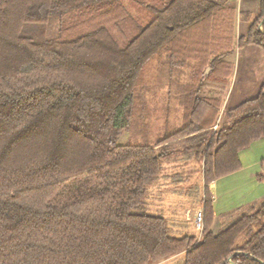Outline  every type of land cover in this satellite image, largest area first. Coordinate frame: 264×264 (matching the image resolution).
I'll return each instance as SVG.
<instances>
[{"label":"trees","instance_id":"16d2710c","mask_svg":"<svg viewBox=\"0 0 264 264\" xmlns=\"http://www.w3.org/2000/svg\"><path fill=\"white\" fill-rule=\"evenodd\" d=\"M237 14V0H0V264H264V197L212 230L210 184L264 137V72L223 109L228 56L264 53V0L238 39ZM151 101L182 121L146 142ZM183 140L202 162L200 237L149 206Z\"/></svg>","mask_w":264,"mask_h":264},{"label":"rangeland","instance_id":"374dc122","mask_svg":"<svg viewBox=\"0 0 264 264\" xmlns=\"http://www.w3.org/2000/svg\"><path fill=\"white\" fill-rule=\"evenodd\" d=\"M251 46L257 50V53H249L250 56H248L243 69L241 67L242 62L240 65L236 62L237 59L234 62V73L236 72L237 78H235L234 83L231 80L227 93L229 101L234 94H236L237 98H242L252 92L254 83L264 71V53L262 49L254 45ZM237 48L235 50L236 55L240 53L237 51ZM142 78L147 81L150 77L145 73ZM150 97L164 98L166 94L163 90L153 87L148 91V98ZM147 110L149 121L145 126L143 125L139 137L146 142H155L166 132L175 129L182 121V113H172L170 110H167L163 104H157L155 101L148 103ZM213 114V112H210L208 119H210V117H212L211 119H215L217 114ZM194 142L195 140H183L180 142L178 148H176L177 151L173 154L175 159L166 161L164 164L165 169L152 185L154 197L150 199V209L156 214L167 216L170 220L173 234H189L200 237L201 231L197 229L195 212L197 209L201 208V206L203 207L204 181L202 162L194 157L192 151L186 149V146ZM240 194L241 191L237 188L236 191L230 193L228 201L238 202V200H240ZM238 209L236 210L240 211ZM222 212L224 213L226 210ZM243 238V236L240 237V239ZM184 259L185 255L181 253L156 264H184Z\"/></svg>","mask_w":264,"mask_h":264},{"label":"crops","instance_id":"0c3cea01","mask_svg":"<svg viewBox=\"0 0 264 264\" xmlns=\"http://www.w3.org/2000/svg\"><path fill=\"white\" fill-rule=\"evenodd\" d=\"M259 2L260 0H237L238 14L236 21V39L246 35L248 32L249 19L244 17L243 13L255 12L258 8ZM237 51L241 54L239 53L236 55L235 52L236 56H233L232 53L227 59L233 63L237 59L236 62H238V65L242 62V69L245 67L248 56H250L249 53H257V50L251 45L237 48ZM235 78H237V75L236 72H233V83L235 82ZM234 95L236 96V94ZM228 97L229 96H227V98ZM227 98L224 108L228 106L233 97H231L230 101L229 98ZM239 154L241 166L235 171L213 180L210 184L215 209L212 230L215 233L219 230L221 217L224 213L249 205L264 197V137L254 140L248 147L242 149ZM237 188L241 191L240 200H238V202H229L228 196L232 191H236ZM152 197H154L153 192L149 198V206ZM224 210H226V212L223 213L222 211Z\"/></svg>","mask_w":264,"mask_h":264},{"label":"built area","instance_id":"2783aa9c","mask_svg":"<svg viewBox=\"0 0 264 264\" xmlns=\"http://www.w3.org/2000/svg\"><path fill=\"white\" fill-rule=\"evenodd\" d=\"M217 126H215L214 128H216ZM195 221H196V225H197V229L201 231H203V224H204V218H205V212H204V208L201 207L199 209H197V211L195 212Z\"/></svg>","mask_w":264,"mask_h":264}]
</instances>
